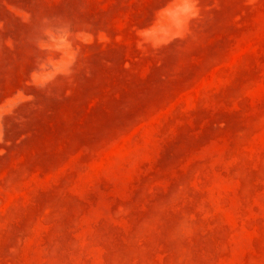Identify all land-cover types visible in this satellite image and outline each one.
<instances>
[{"label": "rangeland", "instance_id": "obj_1", "mask_svg": "<svg viewBox=\"0 0 264 264\" xmlns=\"http://www.w3.org/2000/svg\"><path fill=\"white\" fill-rule=\"evenodd\" d=\"M0 264H264V0H0Z\"/></svg>", "mask_w": 264, "mask_h": 264}]
</instances>
